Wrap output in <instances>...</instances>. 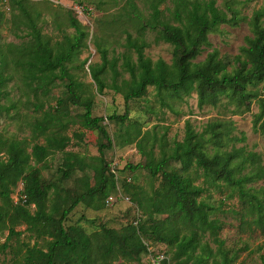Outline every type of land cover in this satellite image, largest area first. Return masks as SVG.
<instances>
[{
	"label": "trees",
	"instance_id": "trees-1",
	"mask_svg": "<svg viewBox=\"0 0 264 264\" xmlns=\"http://www.w3.org/2000/svg\"><path fill=\"white\" fill-rule=\"evenodd\" d=\"M4 2L12 15L11 31L16 37L28 40L21 44H0V102L7 96L4 88L12 79L11 73L7 72L10 66L21 72L23 83L38 96V92L50 82L66 77L67 64L82 48L87 47L86 41L90 35L71 10L73 16L70 15L69 26L75 33L65 34L63 40L54 42L52 38L42 37L37 31L43 14L35 3L31 0ZM168 2L173 6L162 10L161 7ZM77 3L85 4L80 1ZM147 4L150 14L146 18L139 11L135 0H127L137 20L138 31L136 38L127 32L125 47L137 55L136 61L129 54L123 55V70L130 75L129 80H124L121 85L117 83L121 76L119 58L110 60L108 51L97 46L102 63L90 65L89 70L99 93L110 87L116 93L123 94L128 103L143 98L148 88L154 87L162 105L170 107L163 97L165 91H172L180 99L183 94L189 97L195 92L200 108L215 107L223 97H227L238 110L259 98V92L251 87L264 81V6L254 10L249 17L231 2L226 4L227 12L220 10L216 0H147ZM167 9L177 24L164 18ZM4 18L5 14L0 12V25ZM245 21L252 33L240 50L246 60V67L230 71L229 63L216 49L208 52L203 61H198L203 52L212 48L210 35L217 32L220 26L234 27ZM147 31L157 32L159 41L173 46L171 65L162 59L154 62L146 57L145 50L149 47L145 39ZM108 69L116 80L110 86L102 78ZM79 86L78 82L70 81L66 86L67 99L59 100L57 109H64L68 103L83 108V128L100 131L106 138L108 144L99 148L101 156L97 164H87L79 154L66 152L70 138L60 137L54 131L47 133L51 123H54L49 115L38 122L35 128V132L44 137V144H35L32 154H29L20 142L13 141L7 146V158L2 159L0 156V223H10L9 239L20 235L15 227L21 224L27 225L28 230L35 231L39 237L51 239L46 252L36 247L28 249L25 264H113L118 259L139 260L142 254L148 252V246L154 247L153 243L165 244L174 249V264H209L210 259H213L211 264H234L238 255L228 249L220 238L224 224L217 218H211L216 208L204 195L212 187L234 188L245 206L243 224L247 222L245 217L252 214V224L258 228L264 227V199L259 192L247 188L248 184L264 178V168L257 154L247 153L242 148L216 150L212 155L209 154L208 144L221 145L217 124H210L203 132H197L188 121L184 139L175 142L171 153L163 150L159 160L146 166L151 176L159 181V186L147 197L134 192L133 200L130 199L145 212L147 220H143L140 215L138 225H134L135 218L123 232L104 226L100 231L89 234L81 225L64 226L68 216L80 204L94 211L102 210L106 199L117 188L115 176L109 174V166L104 158V150L111 149L113 141L101 125L104 118L92 117L94 103L82 97ZM109 119L125 126L129 115L126 112L123 116L114 115ZM254 125L255 131L264 136L263 113L256 116ZM146 136L139 122L129 124L121 136V146L136 144L142 152L145 150ZM75 137L81 138V135L75 134ZM45 152L65 153L62 170L65 179H69L72 172L78 169L93 170L96 186H88L85 193L79 194L68 208L62 210L51 198L54 185L46 183L39 170L31 165L32 158L35 163H40ZM171 162L180 164L181 169L170 168ZM131 168L134 170L137 167ZM192 169L196 172L194 177L189 173ZM200 179L203 181L198 183ZM19 180L23 182L22 195L25 201L20 200L21 203L15 204L11 193ZM126 189L129 190V187ZM32 206L35 207L33 213ZM161 216L166 217L157 219ZM207 234L217 245L216 251L205 241ZM144 238L152 240V244ZM156 252L161 250L156 249ZM169 263L170 260L162 262Z\"/></svg>",
	"mask_w": 264,
	"mask_h": 264
},
{
	"label": "rangeland",
	"instance_id": "rangeland-1",
	"mask_svg": "<svg viewBox=\"0 0 264 264\" xmlns=\"http://www.w3.org/2000/svg\"><path fill=\"white\" fill-rule=\"evenodd\" d=\"M42 12V22L38 25L37 31L43 37L52 38L54 42L63 40L65 34L73 35L75 30L69 26L70 15L73 12L68 7L70 2H84L91 5L95 12L84 20H80L89 37L86 41L87 47L82 48L71 62L67 64V74L64 79H56L50 82L38 96L30 90L22 81V74L16 71L13 66L7 72L11 73L12 79L4 90L7 96L0 102V156L7 158V146L13 141L20 142L27 153L32 154L35 144H44L45 139L35 132L36 125L46 115L53 118L47 133L52 131L60 137L70 138L66 152H75L85 159L87 164H97L101 154L99 148L107 145L106 138L100 131L87 130L83 128L82 121L85 110L81 107L68 103L64 109L58 108L59 100H66L68 91L66 86L70 81L79 83V93L83 98L93 101V118L102 117L101 124L111 137L113 144L111 149L104 150V158L109 166L116 167L120 176V187L123 193L133 200V193L147 197L159 186V181L151 176L146 166L153 164L162 157L163 150L168 154L174 148L175 142H181L185 137V126L188 121L197 132H203L210 124H217L220 133L219 142L221 145L210 143L207 145L209 154L216 150L231 151L233 149H244L247 153H255L259 162L264 168V136L255 131V118L258 114H264V81L253 88L259 92V98L248 102L242 109L232 103L229 98L223 97L217 106H204L200 108L197 102V94L178 98L172 91L163 93L164 100L170 105L165 107L160 102L154 87H149L147 95L141 99L131 100L126 103L123 94L116 93L107 87L103 93H99L98 86L92 79L90 65L101 64V55L97 46L108 51L110 60L119 58L118 70L121 76L117 83L121 85L124 80H129L130 75L123 70V55L129 54L133 61L137 60L135 52L125 47L127 32L134 38L138 37L137 20L134 13L127 5V0H31ZM65 3L66 5H62ZM139 11L146 18L149 17L150 9L147 0H135ZM217 7L227 12L226 4L231 2L235 8L242 11L245 16L251 17L254 10L264 6V0H216ZM173 4L163 5L161 8H171ZM4 0H0V12L5 14L4 22L0 25V44H21L27 38H18L11 31L12 15ZM73 13V14H72ZM164 18L173 24H177L174 16L167 9ZM26 34V33H23ZM158 33L147 31L145 39L149 47L145 50L146 57L156 62L164 60L171 65L173 62V46L159 41ZM252 36L248 22H242L239 26L231 27L222 25L219 30L210 35L212 48L203 52L198 61H203L208 52L216 49L220 56L229 63V70H240L246 67V60L241 55V48L245 45L246 38ZM104 82L110 86L116 80L113 73L108 69L102 75ZM6 98V99H5ZM30 101V102H28ZM263 102V104L261 103ZM3 106L7 109H3ZM36 106L40 108L37 109ZM128 112L129 119L125 126L115 120H110L114 115L123 116ZM50 113V114H46ZM139 122L143 134L144 151H140L136 144L121 146V136L125 127L129 124ZM81 135V138L75 137ZM209 136V135H208ZM45 152L40 163L31 160V165L37 168L41 177L46 183H51L54 188L51 190V198L63 210L68 208L72 200L79 194H83L86 188L96 186L94 171L75 170L69 179L63 177L64 156L63 152ZM131 166L137 167L132 169ZM172 169L179 170L181 165L171 162ZM246 172H249L247 170ZM189 173L194 177L195 170ZM200 179L198 183H201ZM129 187V190L126 188ZM57 188V189H56ZM253 192H259L264 199V178L247 185ZM23 182L18 181L12 188L11 198L14 200L22 195ZM55 190L57 193H55ZM207 200L216 208L211 218L219 219L224 224L220 232V238L225 241L226 247L236 253L237 259L234 264H264V227L258 228L252 224V214L246 216V224L242 222V215L245 214L244 205L240 202L238 192L224 186L222 189L212 187ZM131 200L117 202L114 205H104L100 211H94L84 204H80L66 219V228L74 225H81L89 234L100 231L102 227L124 231L131 222L141 215L147 220L145 212L138 209L136 203ZM2 201L0 200V203ZM52 204V202L50 203ZM32 213L35 207L31 208ZM166 216L157 217L165 219ZM8 221L0 223V264H25L27 250L30 248L48 250L49 237H39L34 231H29L28 226L21 224L15 227L20 235L9 239ZM148 243L152 240L144 238ZM205 241L216 251L217 245L207 234ZM152 244V242H151ZM155 249L165 252L166 257L174 264L176 259L174 249L165 244H152ZM219 259V257H218ZM213 259L209 260V264ZM113 264H148L145 254L139 260H114ZM192 264V263H191Z\"/></svg>",
	"mask_w": 264,
	"mask_h": 264
},
{
	"label": "built area",
	"instance_id": "built-area-1",
	"mask_svg": "<svg viewBox=\"0 0 264 264\" xmlns=\"http://www.w3.org/2000/svg\"><path fill=\"white\" fill-rule=\"evenodd\" d=\"M62 4V1L60 2ZM70 6H68L76 15V17L79 20H84L88 16H91L94 14L95 9L88 4H83V3H76V2H70ZM62 5H66L63 3ZM111 173L115 176V179L117 181V188L114 193H112L107 199H106V204L108 206L114 205L117 202H127L130 203L131 199L129 196L125 195L123 191L121 190L120 187V176L116 170V167L113 165H110ZM20 200L25 201V197L23 195H20L19 198L17 197L15 199V202L18 203ZM140 221V215L137 214V217L134 221V225H138ZM166 253L161 251V252H156V249L152 246H148V252L145 254L147 257L148 264H162L165 260L169 259L165 255ZM171 264V263H169Z\"/></svg>",
	"mask_w": 264,
	"mask_h": 264
},
{
	"label": "crops",
	"instance_id": "crops-1",
	"mask_svg": "<svg viewBox=\"0 0 264 264\" xmlns=\"http://www.w3.org/2000/svg\"><path fill=\"white\" fill-rule=\"evenodd\" d=\"M67 1V0H66Z\"/></svg>",
	"mask_w": 264,
	"mask_h": 264
}]
</instances>
